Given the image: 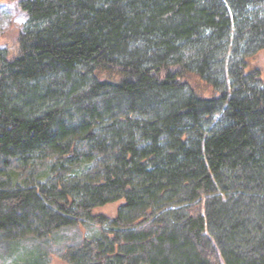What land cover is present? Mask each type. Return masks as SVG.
Segmentation results:
<instances>
[{
	"label": "trees",
	"instance_id": "16d2710c",
	"mask_svg": "<svg viewBox=\"0 0 264 264\" xmlns=\"http://www.w3.org/2000/svg\"><path fill=\"white\" fill-rule=\"evenodd\" d=\"M19 7L16 54L0 50V236L89 221L66 264H264V0Z\"/></svg>",
	"mask_w": 264,
	"mask_h": 264
},
{
	"label": "rangeland",
	"instance_id": "374dc122",
	"mask_svg": "<svg viewBox=\"0 0 264 264\" xmlns=\"http://www.w3.org/2000/svg\"><path fill=\"white\" fill-rule=\"evenodd\" d=\"M20 2L0 0V50L6 49L9 56L16 54L18 35L26 18L19 7ZM257 63L264 70V52L259 55ZM11 168L23 176L29 171L17 163H13ZM35 170H44V166H38L33 172ZM118 205L115 203L99 208L96 214L113 217ZM97 230L98 227L92 222L83 221L76 226L53 231L43 238L29 235L13 241L0 236V264H66L63 254L67 246L94 237Z\"/></svg>",
	"mask_w": 264,
	"mask_h": 264
}]
</instances>
